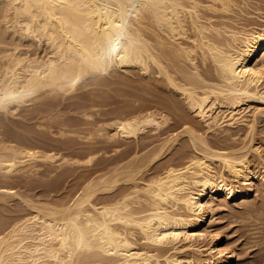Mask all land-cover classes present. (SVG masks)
I'll return each mask as SVG.
<instances>
[{
  "label": "bare ground",
  "instance_id": "1",
  "mask_svg": "<svg viewBox=\"0 0 264 264\" xmlns=\"http://www.w3.org/2000/svg\"><path fill=\"white\" fill-rule=\"evenodd\" d=\"M250 14L264 0H0V264H234L215 214L264 201Z\"/></svg>",
  "mask_w": 264,
  "mask_h": 264
},
{
  "label": "rangeland",
  "instance_id": "2",
  "mask_svg": "<svg viewBox=\"0 0 264 264\" xmlns=\"http://www.w3.org/2000/svg\"><path fill=\"white\" fill-rule=\"evenodd\" d=\"M253 1H256V0H253ZM252 2V1H251ZM255 4L254 5H256V3H259V1H257V2H254ZM254 11H253V10ZM251 11H253L254 13V15H258V13H259V11L260 10H255L254 9V7H252L251 8ZM256 11H258V12H256ZM261 12L263 13V11H260V13L259 14H261ZM253 14L251 15L250 14V17L252 18V17H254L253 19H252V21L254 22V21H257L258 19H257V16H253ZM256 17V18H255ZM259 17V16H258ZM255 23H259L258 25L260 26V25H264V22L263 21H261V19H259V21L258 22H255ZM260 23H262V24H260ZM128 88V87H127ZM130 88V87H129ZM128 88V89H129ZM103 103H105V102H102V104ZM105 106H107V105H102V106H100V105H98V110H97V108H95L96 110H97V112L95 111V109L93 108V107H89V109H87L85 112H88V113H91L92 114V117H93V119H94V121L96 120V121H101V120H104L103 118H105V116H106V113H107V110H108V106L107 107H105ZM99 107H103L104 109H101V108H99ZM90 108H92L91 109V111L89 112V110H90ZM106 108V109H105ZM102 110V111H101ZM104 110H106V112L104 111ZM93 112V113H92ZM94 112H96V113H94ZM94 114V115H93ZM97 116H96V115ZM69 115V114H68ZM70 115H77V116H79L80 114L79 113H70ZM82 115V114H81ZM98 117V118H97ZM260 117H262L261 119H258V120H260L259 121V123L257 122V124H259L258 126H257V132H256V140H258V141H254L253 143L254 144H256V145H259V147L262 145V149H264V140H263V136H264V134H263V131H264V115L262 116H259V118ZM263 119V121H261ZM257 120V121H258ZM259 126H260V128H259ZM258 130H261V134H259V132H258ZM259 135H258V134ZM260 136H262V137H260ZM259 138V139H258ZM262 139V140H261ZM259 143V144H258ZM261 144V145H260ZM253 154H256V153H253ZM102 154H100L99 156H101ZM251 155H252V153H251ZM250 155V156H251ZM252 156H254L255 157V155H252ZM251 156V158H252V161H253V159H254V161L255 160H257V159H255V158H257V156L254 158V157H252ZM254 161L252 162V164H253V167H255V165H256V162L254 163ZM258 170V169H257ZM256 170V171H257ZM72 178V177H71ZM71 178H69V180L71 179ZM72 180V179H71ZM68 183H70L71 184V181H69V182H67L66 183V185H65V188L68 186V185H70V184H68ZM22 190H24L23 188H22ZM62 191H64V189L63 190H61L60 191V193L62 192ZM257 197V198H256ZM255 200H256V202H255ZM259 201V202H258ZM260 201H261V203H262V201L263 200H261V198L260 197H258L257 195H256V193H254V194H252L251 195V197L249 198V202L248 203H245V204H243V202H241V200H234V201H232L231 202V206H228L226 209L227 210H223L222 212H218V213H216L215 214V217H217V220H218V226H220L221 225V227H222V229L220 230L219 228H217V229H219L218 230V232H220V236L222 237L221 239H220V245H222V246H224V247H226L227 249L229 248V250L230 249H234L235 250V252L238 254V257H237V259H236V261H235V263L234 264H264V230H262V229H260L258 226H260L261 228H263L264 229V201H263V207L261 206V207H258V206H260ZM17 203L18 201H12V203ZM252 202H253V204H252ZM255 202V203H254ZM257 202H258V206L256 205L257 204ZM21 203V206H23V207H25V205H23L22 204V202H20ZM19 203V204H20ZM249 204V205H248ZM255 204V205H254ZM248 205V206H247ZM250 205H254V207H255V209L252 207V206H250ZM251 208H250V207ZM257 206V207H256ZM247 208H250L249 210H250V214H248V212L246 211V209ZM253 208V209H252ZM257 208V209H256ZM258 209H261L260 211L261 212H259V210ZM231 210V211H230ZM248 210V209H247ZM248 210V211H249ZM258 211V212H257ZM232 212V213H231ZM247 212V213H246ZM259 213V214H258ZM262 213V214H261ZM253 214V215H252ZM258 214V215H257ZM224 215V216H223ZM229 215H230V217H229ZM235 215V216H234ZM237 215H238V217H237ZM263 215V216H262ZM250 216V217H249ZM253 216V217H252ZM260 216V217H259ZM236 217V218H235ZM239 218V219H238ZM242 218H244V219H242ZM250 218V219H249ZM255 218V219H254ZM219 219H222V220H219ZM234 219V220H233ZM229 221H230V223H229ZM234 221V222H233ZM256 222V224H253V223H255ZM259 222V223H258ZM220 223V224H219ZM258 224V225H257ZM262 226H261V225ZM253 225H254V230H253ZM255 225H257V226H255ZM223 226H225V227H223ZM256 227V228H255ZM258 227V228H257ZM235 230V231H234ZM257 230H259V232H257L256 233V231ZM262 230V231H261ZM254 231V232H253ZM261 232V233H260ZM222 233V234H221ZM256 233V234H255ZM256 235V236H255ZM255 236V237H254ZM205 244H207V242H205ZM208 254L207 253H205L204 254V256H207ZM249 262H248V261ZM252 261V262H251ZM245 262V263H244ZM248 262V263H247Z\"/></svg>",
  "mask_w": 264,
  "mask_h": 264
}]
</instances>
